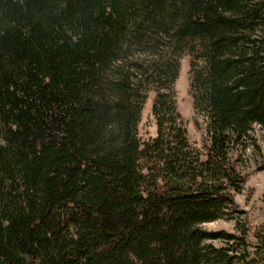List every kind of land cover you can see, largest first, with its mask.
Wrapping results in <instances>:
<instances>
[{
	"label": "trees",
	"instance_id": "1",
	"mask_svg": "<svg viewBox=\"0 0 264 264\" xmlns=\"http://www.w3.org/2000/svg\"><path fill=\"white\" fill-rule=\"evenodd\" d=\"M254 126L264 0H0V264H264L233 195Z\"/></svg>",
	"mask_w": 264,
	"mask_h": 264
},
{
	"label": "rangeland",
	"instance_id": "2",
	"mask_svg": "<svg viewBox=\"0 0 264 264\" xmlns=\"http://www.w3.org/2000/svg\"><path fill=\"white\" fill-rule=\"evenodd\" d=\"M187 57L180 58L177 77L174 81V89L176 93V105L180 112L184 126L186 128L189 141L197 147L201 146V137L203 135V124L200 117H196L198 126L193 123V111L191 107V99L187 94ZM150 96H147L143 108L140 112V120L138 122V133L140 137L145 138L154 134V123L149 111ZM252 137L256 142H249L243 148L234 151L238 158L235 162L239 172L246 171V177L241 183L237 191H233L234 200L238 208L245 212L250 224H264V168L256 170L255 166L264 155V131L257 126L251 131ZM237 218L221 217L215 220L201 223V226L207 229L223 228L226 230L236 229ZM218 241H214L217 243Z\"/></svg>",
	"mask_w": 264,
	"mask_h": 264
}]
</instances>
